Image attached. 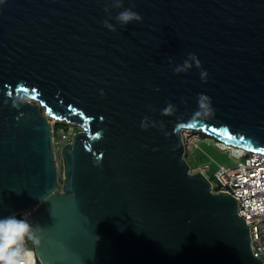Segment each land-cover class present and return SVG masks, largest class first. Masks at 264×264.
I'll return each mask as SVG.
<instances>
[{
  "label": "water",
  "instance_id": "obj_1",
  "mask_svg": "<svg viewBox=\"0 0 264 264\" xmlns=\"http://www.w3.org/2000/svg\"><path fill=\"white\" fill-rule=\"evenodd\" d=\"M106 7L0 0V218L35 208L40 264H264L183 140L264 152V0H123L127 26ZM53 117L82 128L61 188Z\"/></svg>",
  "mask_w": 264,
  "mask_h": 264
},
{
  "label": "built area",
  "instance_id": "obj_2",
  "mask_svg": "<svg viewBox=\"0 0 264 264\" xmlns=\"http://www.w3.org/2000/svg\"><path fill=\"white\" fill-rule=\"evenodd\" d=\"M55 139L54 134V146L58 145L62 149L71 141V132L62 130L59 141ZM217 142L222 146L227 145L219 140ZM231 156L238 161L237 165L221 166L213 178L207 174L208 168L192 169V171H202L211 181L213 192L228 193L237 198L239 213L250 228L253 253L264 263V152L242 150L234 153L232 151ZM34 210L35 208H29L16 216L29 220ZM36 264H40L37 255Z\"/></svg>",
  "mask_w": 264,
  "mask_h": 264
},
{
  "label": "clouds",
  "instance_id": "obj_3",
  "mask_svg": "<svg viewBox=\"0 0 264 264\" xmlns=\"http://www.w3.org/2000/svg\"><path fill=\"white\" fill-rule=\"evenodd\" d=\"M110 3L111 8L123 9L114 17L121 26H127L134 21H142V17L136 11H133L131 7L123 8V0H110ZM111 8L106 7L105 12H110ZM103 23L106 28L115 30L114 25L109 20H105ZM169 64L170 66L172 64L171 58ZM193 65L198 69L201 68L198 57L190 53L183 64L175 66L173 71L176 74L187 73ZM207 75V71L201 69V79L205 80ZM170 107L169 105L163 111H168ZM41 231L42 229L39 226L33 227L28 219L17 218L15 214L0 218V264H36L37 253L35 247L41 243L37 233Z\"/></svg>",
  "mask_w": 264,
  "mask_h": 264
},
{
  "label": "rangeland",
  "instance_id": "obj_4",
  "mask_svg": "<svg viewBox=\"0 0 264 264\" xmlns=\"http://www.w3.org/2000/svg\"><path fill=\"white\" fill-rule=\"evenodd\" d=\"M50 119L52 121V118ZM62 124H65L67 127H60ZM51 125L54 129L55 140L57 142L60 139L62 130L66 129V131L71 132L72 137L75 132L82 130L77 124L66 123L65 121L60 120H56L55 122L52 121ZM200 133L202 132L196 130H184L183 132L186 159L191 165V169L208 168L207 174L210 178H213L216 171H218L221 166L234 167L237 165L238 161L231 156L232 151L234 153L237 151L236 148H234L236 151L233 149L223 150L228 148L219 144L216 138L211 136L209 138H203ZM54 147L57 153L59 186L61 188L63 173V161L60 154L61 149L58 145H55Z\"/></svg>",
  "mask_w": 264,
  "mask_h": 264
},
{
  "label": "bare ground",
  "instance_id": "obj_5",
  "mask_svg": "<svg viewBox=\"0 0 264 264\" xmlns=\"http://www.w3.org/2000/svg\"><path fill=\"white\" fill-rule=\"evenodd\" d=\"M56 120H59V119H57V118H55V117L52 118V121H53V122H55ZM52 121H51V123H52ZM225 148H228V149H231V150L233 149V150H234V148H236V147H233V146H230V145H226ZM226 150H227V149H226ZM236 150L239 151V152L242 151V150L239 149V148H236Z\"/></svg>",
  "mask_w": 264,
  "mask_h": 264
},
{
  "label": "trees",
  "instance_id": "obj_6",
  "mask_svg": "<svg viewBox=\"0 0 264 264\" xmlns=\"http://www.w3.org/2000/svg\"><path fill=\"white\" fill-rule=\"evenodd\" d=\"M60 127H67L65 124H62ZM201 134V136L203 137V138H209L210 136L209 135H207V134H205V133H200Z\"/></svg>",
  "mask_w": 264,
  "mask_h": 264
}]
</instances>
